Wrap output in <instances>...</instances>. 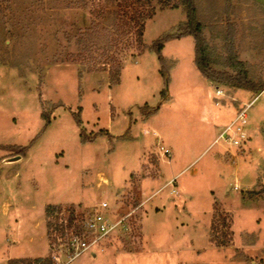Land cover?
<instances>
[{"label": "rangeland", "instance_id": "obj_1", "mask_svg": "<svg viewBox=\"0 0 264 264\" xmlns=\"http://www.w3.org/2000/svg\"><path fill=\"white\" fill-rule=\"evenodd\" d=\"M198 4L215 58L226 55L234 34L240 58L264 83V0ZM186 18L182 8L159 11L145 44ZM90 22L84 0H0V264L48 256L47 205L62 206V218L72 209L81 225L104 204L115 220L129 215L122 231L70 264H264V198L251 194L264 185V92L247 112L249 140L216 143L260 93L219 87L224 95L216 96L195 64L193 37L165 44L168 87L149 50L124 60L117 85L106 73L81 77L67 59ZM166 88L168 100L147 114ZM79 114L85 138L109 135L82 143ZM21 147L24 155L16 153ZM216 206L218 237L228 232L223 219L233 233L224 248L212 242Z\"/></svg>", "mask_w": 264, "mask_h": 264}, {"label": "trees", "instance_id": "obj_2", "mask_svg": "<svg viewBox=\"0 0 264 264\" xmlns=\"http://www.w3.org/2000/svg\"><path fill=\"white\" fill-rule=\"evenodd\" d=\"M84 5L90 10L91 22L85 29H80L76 37L77 52L69 54L68 61L80 65V74L87 72L106 73L109 76L110 85L120 83L124 60L131 56L136 58L147 50L158 54L162 65L161 74L166 85L170 82L169 71L162 51L165 44L174 39L193 37L195 42V64L203 77L214 83L218 88L225 87L232 90L242 89L259 94L264 91V83L261 77L254 78L251 75L249 65L240 58L235 46L234 34L226 55L219 60L215 58L209 39L206 36V24L202 21L201 9L198 0H97ZM77 8L80 5L76 6ZM184 9L186 21L178 25L170 33L160 37L152 46L145 44L146 26L159 11L163 9ZM232 33V32H231ZM226 36V40H228ZM169 98L166 88L162 92V102L157 108L146 107L147 114L158 112L160 106ZM42 118L50 123V118L43 113ZM77 125L81 128L82 143L93 142L98 135H109L106 130L98 134H92L85 138L81 114L76 115ZM16 153L25 154L26 148H19ZM132 175L131 177H133ZM251 194L264 198V185L260 191ZM62 206L47 205L45 215L48 218L47 232L50 239L48 256L38 258H18L9 261V264H54L53 255L58 247L66 243L73 234L82 231L81 225L75 224L72 209L67 210L66 218H62ZM214 221L212 223V242L220 248L227 247L232 242L233 233L226 219H223V227L228 232H223L218 237L217 221L222 219V213L216 206ZM84 219H82L83 221ZM122 231L119 230L118 232Z\"/></svg>", "mask_w": 264, "mask_h": 264}, {"label": "built area", "instance_id": "obj_3", "mask_svg": "<svg viewBox=\"0 0 264 264\" xmlns=\"http://www.w3.org/2000/svg\"><path fill=\"white\" fill-rule=\"evenodd\" d=\"M264 91H262L263 93ZM257 95L255 99L242 108L233 122L221 133L217 142H225L229 146L242 147L249 140V135L245 130L247 125V112L249 107L257 100L261 94ZM224 93L220 88L216 90V96H223ZM220 103L217 102V105ZM158 136L157 133H154ZM161 156L167 158L169 161L172 160V152L168 148H161ZM170 184H175V180H172ZM238 189V187H236ZM173 194H178L176 190H173ZM112 211L108 208L107 204L100 207V210L94 211L87 215L86 218L81 222L82 231L78 234H73L70 239L61 245L62 249L57 250L53 255L54 264H70L79 258L84 253L90 251L92 247L101 244L113 233L117 232L120 228L124 227V222L128 219L129 215L124 216L120 220H115L112 215ZM65 252L67 257L66 262H62V255Z\"/></svg>", "mask_w": 264, "mask_h": 264}, {"label": "water", "instance_id": "obj_4", "mask_svg": "<svg viewBox=\"0 0 264 264\" xmlns=\"http://www.w3.org/2000/svg\"><path fill=\"white\" fill-rule=\"evenodd\" d=\"M22 160V157L18 156V157H7V158H4L1 162V167H9L11 166V164H13L14 162L16 161H20Z\"/></svg>", "mask_w": 264, "mask_h": 264}, {"label": "crops", "instance_id": "obj_5", "mask_svg": "<svg viewBox=\"0 0 264 264\" xmlns=\"http://www.w3.org/2000/svg\"><path fill=\"white\" fill-rule=\"evenodd\" d=\"M209 81V80H208ZM209 83H210V85L211 86H216L214 83H212V82H210L209 81ZM218 88V87H217ZM238 110V109H237ZM173 179H171L170 181H169V183L172 181ZM47 256V255H46ZM46 256H43V257H46ZM16 258H38L37 256H29V257H16ZM9 261H10V259H9Z\"/></svg>", "mask_w": 264, "mask_h": 264}]
</instances>
